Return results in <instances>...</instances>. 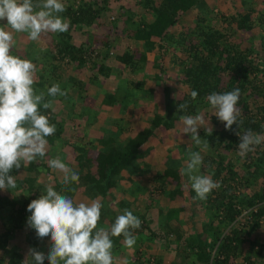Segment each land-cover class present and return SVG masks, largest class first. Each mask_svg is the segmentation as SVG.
<instances>
[{"label":"trees","instance_id":"1","mask_svg":"<svg viewBox=\"0 0 264 264\" xmlns=\"http://www.w3.org/2000/svg\"><path fill=\"white\" fill-rule=\"evenodd\" d=\"M208 0H138L130 10H124L120 17L122 18V27L114 32V37L121 36L134 42L137 51H123L120 55H115V60L128 68V73L136 76L135 86L141 87L140 73L145 63V53L150 52L153 46L157 45L162 49L163 54L168 53L167 47H172L170 56L184 57L179 61L180 72L183 76V84L187 87L186 94L182 95L180 100H175L170 95L168 89L164 90L163 96V113L160 116L155 115L152 120L140 131L136 132L133 137L113 138L106 136L98 138L99 150L92 146L84 150L77 148L75 160L78 165L79 182L71 183L67 188L62 183V177H57L51 173L48 161L35 163V161L25 164L21 162V169H13L9 174L15 177L16 187L0 190V256L6 264H24L22 254L13 251L6 257V246L9 238L13 237L15 230L28 226L27 218L31 213L27 212L28 204L35 199L46 194V189H42L36 177L40 172L48 173L53 179L52 186L55 191L73 198L78 192L81 197L89 201L97 197L101 199L106 196L108 189L115 188L116 184L124 177L126 173L128 180L131 176L140 172L144 166V158L148 155L149 150H140V147L158 137L160 133L166 134L174 130L175 125L180 122L183 115H197L198 107L209 105L205 99L210 93L230 92L236 88L240 89V98L237 104L240 110L239 120L243 121L242 128L251 129L254 133L264 134V65L256 62L257 54L252 47L240 49L238 44L233 42L231 33H225L216 30L208 25L207 19L203 16L196 15L195 21H192L191 27L186 31L174 34L170 30L179 22L183 15L190 14L193 8L199 12H205L206 2ZM35 2V0H34ZM108 0H93L87 2H78L74 7L73 3L64 4L65 11L60 13L62 18L66 19L70 26L64 33H46L41 38L45 43L50 44L47 36L54 34L56 41L53 50L44 51L41 63V73L35 79L33 88L41 86L46 81L47 88L53 84L50 79H44L46 73H51L52 80L61 79L64 76L62 62L68 61L72 69L76 72L83 70L85 72L83 81L76 76H67L66 82L69 83L70 89L65 91L67 94L60 97L59 100L67 101L68 94L72 93L80 100L87 91V87L95 84L101 79L109 76V69L104 66V61L108 57V48L114 46L104 39L99 41L102 51L93 50L90 46L86 49L82 45L74 46L71 43L70 32L75 29L90 28V25L99 18V15L108 9ZM240 13L232 15L228 23L234 24L235 30L247 34L254 27L261 28V34L257 35L259 48L264 52V7L256 11L252 6L245 7V0L241 2ZM139 10L144 11L140 14ZM146 18H148L146 21ZM113 32V31H112ZM112 35V36H113ZM117 35V36H115ZM48 41V42H47ZM167 57L165 63H172ZM154 66L160 67L159 56L154 58ZM43 70L46 72L43 73ZM43 74V75H42ZM39 80L40 82L36 81ZM51 81V82H50ZM36 84V85H35ZM126 86L132 83L126 80ZM121 85H119L120 87ZM67 85L65 86V88ZM63 89V92L65 90ZM73 89V90H72ZM125 90V88H120ZM196 91L198 96L195 100L191 99V92ZM50 98H53L49 96ZM48 99L45 97V102ZM114 100L112 96L105 95L103 104L110 105ZM186 102L187 110L180 111L179 105ZM73 106V105H72ZM72 112L73 109H72ZM40 113L49 118V123L55 125L56 131L53 135L46 137L48 145L61 135V122L52 114L51 109H44L40 106ZM213 127L200 130L198 135L202 143L196 145L189 139L188 143L179 144V153L174 156L176 161L173 164L166 163L163 173L156 175L160 178L159 186L164 182L172 181L175 190L170 191L169 198L175 196L177 188L185 181V195L190 199V204L186 209H164L165 221L161 235L164 246L162 256H154L150 253L137 252L140 260L135 261L130 255L121 258L123 264H235L236 259H241L240 264H263L264 259V241L253 239L258 227L263 226L264 222V142L255 146V150L248 153L246 157L241 158L238 155L239 137L236 132L240 129L233 125L231 130H225L224 124L211 118ZM212 129V131H211ZM157 134V135H156ZM190 137V135L182 134ZM191 138V137H190ZM205 142L209 146L204 147ZM191 152H199L202 156L201 164L197 175H208L214 181H218L220 186L209 194L210 197L205 199L203 211L197 208L199 199L196 198L195 192L191 188V182L186 172V161L189 159ZM95 157L96 172L91 169L90 157ZM143 167V168H144ZM23 171V176L18 173ZM47 174V175H48ZM53 176V177H52ZM161 176V177H159ZM169 179V180H167ZM154 187L162 199H167L161 191ZM74 189V190H73ZM63 190V191H62ZM215 197L211 198V195ZM75 204V203H74ZM155 211L160 213L159 208ZM252 208H255L253 211ZM203 212L205 219L200 226L197 225V213ZM246 212L245 225L240 228H232V223L236 216ZM179 213H184L183 216ZM141 220V227L132 230L136 238L146 231L147 243L156 238L144 222L143 216L132 213ZM116 216L105 206L104 212L100 217L99 225L108 227L114 224ZM182 220V221H180ZM261 221V223H260ZM176 224H175V223ZM219 224L222 227L230 226L231 230L227 235L221 236L218 231L212 232V224ZM200 228V230H199ZM199 231L195 233L194 231ZM203 232V234H200ZM206 236L215 238L216 243L209 245ZM113 248L112 256L118 252V248L123 242V236L112 237ZM25 241L28 248L39 249L42 245L41 239L36 236L35 230L29 228L25 235ZM139 242V241H138ZM182 242L179 248V243ZM243 245L246 251H242ZM150 246V245H149ZM214 249V256L210 252ZM173 248V253L169 250ZM116 249L118 251H116ZM27 264H32L30 261ZM45 264H48L46 259ZM113 264H119L115 260Z\"/></svg>","mask_w":264,"mask_h":264},{"label":"clouds","instance_id":"2","mask_svg":"<svg viewBox=\"0 0 264 264\" xmlns=\"http://www.w3.org/2000/svg\"><path fill=\"white\" fill-rule=\"evenodd\" d=\"M65 10L61 0H0V21H6L7 27L12 30L10 32L0 27V190L16 187L15 177L9 173L13 169H21L22 161L29 164L37 157L43 158L48 144L46 137L56 131L49 118L40 113L41 105L49 109L51 103L45 102L44 92L37 94L33 88L36 65L10 54L12 33H27L31 41H38L46 33H64L70 24L59 14ZM58 94H67L61 91L59 84L47 89V96L55 97ZM197 96L196 91L191 92L192 100ZM239 98L240 89L236 88L230 92H212L205 99L214 115L224 124L225 130H231L234 124L240 129L236 132L240 141L237 150L238 155L244 158L255 150V146L264 142V134L242 128L243 121L238 119ZM187 108L188 104L184 102L178 110L185 112ZM180 123L183 125L182 133L190 135L191 140L200 145L202 141L198 129L206 123L203 115H183ZM208 146V142H205L204 147ZM185 163L186 169H182V172L187 173L196 198L205 200L208 194L219 188V182L211 176L194 174L203 163L199 152H191ZM48 164L52 170L63 174L62 183L66 188L73 182H79V174L59 158L49 160ZM101 208L99 197L91 203L74 204L69 196L58 193L51 185L46 186V194L28 204L27 212L31 215L27 218V224L35 230L39 239L50 237L52 246L47 256L30 248L24 264H27L29 257L34 264H45V259L48 264H113L111 238L123 236V244L132 248L136 243L132 230L139 229L142 222L125 209L124 214L117 216L110 230L97 229ZM245 218L246 212L240 213L232 226L238 222L236 228L243 227ZM262 228L264 223L258 227Z\"/></svg>","mask_w":264,"mask_h":264},{"label":"rangeland","instance_id":"3","mask_svg":"<svg viewBox=\"0 0 264 264\" xmlns=\"http://www.w3.org/2000/svg\"><path fill=\"white\" fill-rule=\"evenodd\" d=\"M132 2H137L138 0H131ZM242 0H208L206 2V7L207 9H205V12H199L198 10H196L195 8H193V10L191 11L190 14L187 15H183L180 19L178 24H176L170 31L173 32L174 34H178L180 32H184L186 31L187 27H191L192 25V21H195L196 15L199 16H204L205 19H207V22L209 26H211L212 28L225 32V33H231V35L233 36L232 40L235 44H238L240 49H247L250 47L253 48V50L255 51V53L257 54V56L255 57L256 62L263 64L264 65V52H262V50L259 48L258 43H255V40H258L257 35L261 34V28L258 27H254L252 30H250L247 34H243V32H238L235 30L234 24H229L228 20L229 18L234 15L235 13H240L241 8L243 6H241V2ZM128 0L127 1H123L122 4L127 6ZM74 7L76 6V3L74 4ZM245 7H250L252 6L256 11H259L261 8L264 7V0H245ZM118 8H122L124 9L126 6H122V5H117ZM124 11V10H123ZM119 14L118 15V20L120 23H122V18L120 17L121 11H118ZM108 13V11L106 10V14ZM139 13L142 14L144 13V11L139 10ZM119 24H117V26H121ZM0 27H3L2 25H0ZM6 30V28H5ZM119 28H115L114 32L118 31ZM113 32V33H114ZM128 39V38H127ZM126 39V40H127ZM20 41L16 42L19 43ZM13 48V47H12ZM130 48H133L132 45L130 46ZM153 49L156 50L157 55L159 56V59H161L162 64H160V66L162 67V71L163 73L161 74V81L163 82V84H165V89H168L170 92V95L175 98V100H180L182 98V95L186 94L187 92V87L185 84H183L182 80H183V76L182 73L180 72V66H179V61L182 60L184 57H180V56H173L171 57V51L172 47H167V49L169 50L168 53L165 55L162 52V49H159L157 47V45L153 46ZM152 49V50H153ZM136 49H134L133 51H135ZM151 50V51H152ZM150 51V52H151ZM140 52V50L138 51ZM167 57L169 58V61H174V64L172 63H165V60L167 59ZM185 59V58H184ZM144 65V64H143ZM70 63L68 61H63L62 62V68H63V73L64 76L61 79H58L57 81L54 80L52 84H59L61 91H63V89L65 88V86L67 85V87L65 88V91H68L70 89L69 83L66 82V76H69L68 72L70 73V75H72L73 77H76V73H71L70 71ZM72 67V66H71ZM38 71V73H41V66L38 68H36V72ZM43 75V74H42ZM39 79V78H38ZM36 80L38 82H40L39 80ZM44 79H50L52 81V78H49L47 75H44ZM47 82L45 81L43 85L41 86H37L34 87V90L36 91L37 94H39L40 92H44L45 93V97L48 99L46 102L51 103V107L49 109H51L52 114H54L57 118L56 121H60L61 122V135L58 136L57 138H54V141L51 144H47V149H46V155L43 158L37 157L35 161V163H38V165L40 164L39 162L44 161L45 163L51 159H57L59 158L60 160L64 159V156L62 154L58 155L59 152L64 148V146L67 144V141L65 138H67L66 134L64 133V129L67 126V123L69 122V119H72V122L74 123L73 126L74 127H83L85 126V124L88 123V121L90 120V116H86V112H88V110L85 107H88V104L93 103L92 99L90 98L91 93H96L97 91L100 90V83L101 81H97L95 84L91 85L88 89V91L90 93L85 94L80 100H78L74 95V98H72V93L68 94V100L67 101H63V100H59L60 97H62L61 95H56L53 98H50L49 96H47ZM139 88V87H138ZM73 90V89H72ZM128 89H125L123 91L120 92V95H128L124 92H126ZM134 90V89H133ZM135 91V90H134ZM138 92H141L143 94L142 90H138L135 93H131V94H136ZM157 93H159L158 89L154 91V96L151 95L153 98H158L159 95H157ZM140 94V95H142ZM107 95V94H106ZM138 95V94H137ZM105 96V94H104ZM76 99V100H74ZM150 104H146V105H142V103L137 102L136 105H131L133 104V102H130L128 104H130L131 108H133L134 113H146V110L151 109V103L152 101H149ZM116 106H120L123 107V110H126L128 104L125 105V102H121V101H117ZM73 105V107H71ZM154 105V104H152ZM145 108H144V107ZM72 109L74 112H72ZM93 109V107H92ZM128 110V109H127ZM94 111V109H93ZM198 114H202L204 117V120L206 121V123L204 125L201 126L200 129H198V132L200 130H206V128L209 129V127H213V122L211 118H214L215 120L219 121L218 118L214 115V111L211 109L210 105L205 106V108L198 107L197 109ZM155 116V115H154ZM153 116V117H154ZM68 117V118H67ZM152 117V118H153ZM152 120V119H151ZM150 120V121H151ZM143 124V122H141ZM102 130H100L97 133H100ZM96 138H98V134H95ZM66 136V137H65ZM169 136V135H168ZM165 139L166 143H159V146H162V149L165 150L167 149V151H163L162 149L159 150L158 147H154L153 148V152L151 156V162L148 168H143L142 172H137L133 177H131L133 179V181L136 183L135 185H133L130 188V185L128 186L129 190H126L125 188H121L119 187V189L121 190L120 193L117 194V196H109L106 195L104 196L103 199H101L100 203L102 204V208H101V215L104 212L105 206L108 207V209H110L113 212L114 216H119L124 214V210L127 209L128 211H131L132 213L135 214H139L143 216L144 222H147V227L150 229V231L156 235L151 243H147L146 240V231L143 232L142 234H140L139 238H136V243L132 248H128L126 247L123 242H121V245L119 246L118 250L116 249V251L118 252H122V256H120V253H114L113 255V261L115 260L117 263L119 264H123L124 261L121 262V258H124L125 256L130 255L131 257H126L127 259H131L132 257L134 258L135 261L140 260V256L137 257V252H139V254L142 256V253L145 252L148 256V254L150 253L151 255L154 256H162L163 253V249L164 246L162 244V241L159 240L161 239V235H162V231H163V224L165 221V216L164 213L161 214V211L164 209H186V212L189 214L188 211V205L190 204V200L188 199V197H186L185 195V191H184V186L185 181L183 180V182L180 184V186L177 188V192L175 194V196H173L172 198H169L170 195V191L175 190V186L170 187L171 185H174V183L171 181L169 185L165 184L168 182H164L163 185L159 186V188L157 187L159 185V179H156V175L163 173V170L166 168V163L168 165V163H170V161H168L167 159L173 160L174 158H169V151L172 152V156H174L175 154L177 155V153H179V148L174 145V137L172 136V138L169 136ZM106 137V135L104 134V132H102V138ZM162 138V142H164V140ZM186 139L189 140L191 139L190 137L186 136ZM69 141V140H68ZM161 142V141H160ZM71 143H74L73 140H71ZM70 143V145H71ZM72 146V145H71ZM169 149V150H168ZM76 155H74L75 157ZM93 158L90 157L91 160V164H92V171L96 172V166H95V157L92 156ZM177 157V156H176ZM147 157H145L144 159H146ZM163 159H165L166 163L164 162V164L161 165ZM74 163H70L69 165H73V171H78V165L76 164L75 159L73 160ZM51 173H53V171L55 170H50ZM43 175L42 176V181L39 182V186L42 189H45L46 186L51 185L53 186L54 183L51 180L50 175L46 174V172H41ZM40 174V172L38 173V175ZM18 176H23V171H20L18 173ZM161 177V176H159ZM169 180V179H167ZM170 181V180H169ZM138 183V184H137ZM130 184V183H128ZM153 186V187H152ZM154 187L158 188L161 193L167 198V199H162L160 194L157 191H154ZM110 189H108L107 191H109ZM5 192V190H4ZM215 193H218V190L214 189ZM148 193V194H147ZM107 194V193H106ZM210 197V195L208 194L207 198ZM215 197L211 195V198ZM73 201L75 204H79L80 202H84V203H91V201L86 200L84 197H81L78 192L75 193V195H73ZM199 203L197 208L199 207L200 210L203 211V207H204V203L205 200H200L199 199ZM203 206V207H202ZM158 207L160 210V213H158V211L154 210L155 208ZM157 208V209H158ZM154 209V210H153ZM205 213V211H203ZM201 212L198 213L199 216L197 218V225L200 226L203 222V220L205 219V214ZM184 214V213H183ZM182 213H179V219H181L180 215L183 216ZM182 221V220H180ZM100 222V221H99ZM97 225V229L99 228H104L105 230H110L108 227H103L102 225ZM175 223V222H174ZM264 223V222H263ZM176 224V223H175ZM237 226H239L238 222H236L235 225L232 226V228H236ZM29 226H23L22 228L15 230L14 231V235L13 237L8 240L7 246H6V250L8 251L5 253L6 257L7 255L9 256L10 253H12L13 251H16L20 254H22L23 260L25 261V259L27 258V254H28V246L26 244L25 241V235L29 230ZM212 228L213 231H218L220 237L227 235L228 232L231 230V227L228 226H224L222 227L219 224H212ZM200 230V228H199ZM2 232V228L0 227V233ZM195 233L199 232V231H194ZM200 234H203V232H201ZM17 235V236H16ZM259 235L262 236L263 240H264V228L262 229H257L255 234L252 236L253 239H259L257 237H259ZM136 236V235H135ZM207 243L209 245H212V243L214 242V244L216 243L217 240H215V238H212L211 236L207 237ZM139 241V242H138ZM150 245V246H149ZM179 248L182 245V242L179 243ZM51 242H50V237L49 238H44L42 241V245L40 246L39 249H37V251L43 252L45 254V256H47L50 248H51ZM214 249L215 247H213L211 249V256H214ZM246 247L243 245L242 247V251H246L245 250ZM169 253H173V248L169 250ZM0 254H3V251H0ZM0 255V256H1ZM2 261H0V264H6L4 262L3 259H1ZM30 261L32 264H34V262L32 261L31 257L28 258L27 262ZM46 261V259H45ZM48 261V260H47ZM241 263V259H236L235 264H240ZM262 263L264 264V259H262ZM61 264H63V262H61Z\"/></svg>","mask_w":264,"mask_h":264},{"label":"crops","instance_id":"4","mask_svg":"<svg viewBox=\"0 0 264 264\" xmlns=\"http://www.w3.org/2000/svg\"><path fill=\"white\" fill-rule=\"evenodd\" d=\"M80 1L81 0H61L63 4H71V3L77 4ZM87 1H93V0H82V2H87ZM123 1H127V0H108L107 2L108 9H106L108 11L107 14H106V10H104V12H102L99 15V18L94 20V22L90 25V28L84 27L82 28V30L75 29L70 32V35L72 37L70 41L72 45L74 46L82 45L84 49H86L87 46H90L94 51L95 50L102 51L103 47L99 45V41L104 39L105 41H108V43H111L114 45L116 43V39H118L117 44H115L112 47L110 46V48H108V52H109L108 57L104 61V66H106L109 69V76L105 79L100 80L101 81L100 90L97 91L96 93H91L90 95V98L92 99L93 103H90L88 104V107H85L88 110V112H86L87 114L86 116H90L89 118L90 120L88 121L87 124H85V126L77 128L73 126L74 123L72 122V119H69V122L67 123V126L64 129V133L67 136V138H65L67 141V144L59 152L58 155L62 154L64 156V159L61 161L64 162L67 165V167L71 168L72 170L74 166L69 165V164L74 163L73 161L75 159L74 155L77 154L76 149L80 148V149L87 150V149H90V146H92L95 149L93 152L97 153V151L99 150L97 139L100 137L102 138V132H104L106 136H111L113 138L133 137L136 132L143 129L150 122V120L152 119L154 115L160 116L163 113V109H162L163 100H164L163 93L165 90V84H163V82L161 81V74L163 73V71L159 70L158 67L154 66L153 60L155 56L157 55L156 50L153 49L151 52L145 53L146 61L140 73V80L143 83H142V86L139 88L135 86V83L137 81L136 76L130 72L128 73V68H124L123 65H121L115 60V55H120L122 54L123 51H126V50H130L132 52L137 51V47L134 45V42L132 44V41L130 39L122 38L121 36H118L115 38L113 35V32L115 28L117 27V24L120 23L117 18L118 17L117 14H119L118 11H121L122 13L123 10H127V9L130 10L135 4V2L128 0L127 6H126L122 4ZM119 4L122 6H126V7L124 9L122 8L120 9L117 6ZM147 19L148 18H146V21H148ZM0 25L5 27L6 31L12 32V30L9 27H7L6 21H0ZM120 25L121 26L119 27L121 28L122 24L120 23ZM12 34H13V48H11L10 54L13 56H18L21 59H27V60L32 61L36 65V68H38V70H39V67L41 66L40 60L43 59L42 53H44V51H49V50L54 51L53 45L56 41L54 34L52 36L46 37L48 41L52 40L50 44L45 43L44 40L42 39H39L38 41H31L27 38V33L13 32ZM18 41L20 42L16 43ZM131 45L133 48H130ZM134 49L136 50L133 51ZM161 59H164V58H161ZM161 59H159L160 64L164 63L161 61ZM70 71L73 74L76 73L72 69L71 66H70ZM44 72L46 71L43 70V73ZM50 74L51 73H46L45 76L47 75L49 78H52L51 76L52 74L51 75ZM68 74L69 76H72L70 75L69 72ZM84 74L85 72L83 70L81 73L79 72L78 76L76 74V76L78 77L79 80L83 81ZM38 76H39V73L37 71L35 72V79L38 78ZM126 80L132 83V85L130 84L126 86L124 84ZM52 83H53V80H52ZM119 85L121 86L119 87ZM120 88L128 89L126 92H124L128 95H124V96L120 95V92L123 91ZM86 89H87L86 94L88 96V93H90L88 91L89 87H87ZM157 89L159 91L157 95L159 96L158 98H153L151 95L154 96V91ZM138 90H142L143 94L141 92H138L135 95L131 94V93H135ZM104 94L112 96L114 100V102L111 103L109 106L103 104ZM117 101L125 102V105L130 102H133V104L131 105H136L137 102L142 103V105H146V104H150L149 101H152L151 103L152 108L146 110L145 114L144 113L139 114V113H134L133 108L130 107L131 106L130 104H128L126 110H123V107H120L119 105L116 106L115 103ZM141 122H143V124ZM182 127H183L182 123L179 122L177 125H175L174 130L171 131L170 133H166V134L160 133L158 137L153 138V140L155 141L149 140L148 142H146L140 147L141 151L144 149L149 150L148 155H146L147 158L144 159V165L147 166L146 168H148L150 165V162H151L150 155H152L153 148L158 147V149L161 150L162 146L161 145L159 146V143H166L167 139L165 138H167L168 135L171 138L172 136L174 137V142H175L174 145L176 146H178L179 144L188 143L189 140L186 139V136L182 135L184 134L181 131ZM100 130L102 131L100 133H97ZM95 134H98V138H96ZM162 138L165 139L164 142H162ZM71 140H73L74 143H71ZM70 143L72 146L70 145ZM163 151H167V149ZM169 158H174L173 160L167 159L168 161H170V164H173L176 161V157L172 156V152L170 151H169ZM165 161L166 160L163 159L161 165L164 164ZM143 167H144L143 165L140 166L141 169H143ZM91 169H92V166H91ZM140 172H142V170ZM53 174H55V176L57 177L63 176L62 173L56 170L53 171ZM122 175L124 176L122 180H120L116 184L115 188H111L107 192L106 195L117 196V194H119L121 191L119 187L129 190L128 188L129 185L131 188L133 185L136 184L132 178L131 180H128V176L126 173H123ZM134 175L135 174H133L131 177H133ZM42 176H45V175L40 173L35 178L38 184L39 182L42 181V178H43ZM51 180L53 181L52 178ZM172 186L173 185H171L170 187ZM114 191L119 192V193H116ZM154 213H155V210H154ZM197 215L199 216L198 213ZM257 238L264 241L261 235H259V237Z\"/></svg>","mask_w":264,"mask_h":264}]
</instances>
